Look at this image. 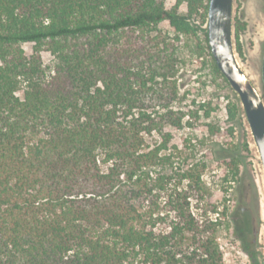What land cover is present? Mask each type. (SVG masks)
<instances>
[{"label":"trees","instance_id":"obj_1","mask_svg":"<svg viewBox=\"0 0 264 264\" xmlns=\"http://www.w3.org/2000/svg\"><path fill=\"white\" fill-rule=\"evenodd\" d=\"M208 8L0 0V264H225L229 208L214 201L192 140L178 147L168 131L208 120L216 158L240 174L233 140L242 133L248 148L250 133L213 58ZM187 66L225 94L227 129L211 121L213 99L181 91ZM247 253L263 264V250Z\"/></svg>","mask_w":264,"mask_h":264},{"label":"rangeland","instance_id":"obj_2","mask_svg":"<svg viewBox=\"0 0 264 264\" xmlns=\"http://www.w3.org/2000/svg\"><path fill=\"white\" fill-rule=\"evenodd\" d=\"M233 11L235 49L239 46L241 50V54L237 53L238 61L264 101V0H234ZM181 12L186 14L185 6L181 7ZM162 29L172 34L168 23H164ZM27 50L31 51L29 48ZM51 59L48 54L44 55L47 63ZM197 70L201 73H196ZM202 73L200 67H185L178 76L181 91L189 93L188 99H213L216 110L212 113L211 121L227 129L225 94L211 78L210 86L205 90L201 88L196 79ZM207 123L208 120L202 119L195 125L196 129L168 128V131L173 133V144L178 147L185 140H192L190 151L197 161L207 165L203 177L214 201L229 208V216L223 224L219 239L225 264H255L247 249L259 248L264 251V172L259 154L250 131L247 138L248 148L242 133L236 132L233 143L240 145L244 164L238 176L231 170H224L226 166L216 158L212 138L206 133ZM225 140L232 141L229 136H224L221 141L227 143Z\"/></svg>","mask_w":264,"mask_h":264},{"label":"water","instance_id":"obj_3","mask_svg":"<svg viewBox=\"0 0 264 264\" xmlns=\"http://www.w3.org/2000/svg\"><path fill=\"white\" fill-rule=\"evenodd\" d=\"M233 7L234 0H209L208 41L219 70L241 102L264 172V101L237 58ZM262 78L264 85V58Z\"/></svg>","mask_w":264,"mask_h":264}]
</instances>
